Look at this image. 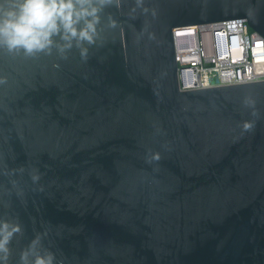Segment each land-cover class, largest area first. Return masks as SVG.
Listing matches in <instances>:
<instances>
[{
  "label": "water",
  "instance_id": "95a60500",
  "mask_svg": "<svg viewBox=\"0 0 264 264\" xmlns=\"http://www.w3.org/2000/svg\"><path fill=\"white\" fill-rule=\"evenodd\" d=\"M233 20L264 37V0H121L86 61L0 48L7 264L37 237L54 264H264V82L181 91L175 58Z\"/></svg>",
  "mask_w": 264,
  "mask_h": 264
},
{
  "label": "clouds",
  "instance_id": "9594fccd",
  "mask_svg": "<svg viewBox=\"0 0 264 264\" xmlns=\"http://www.w3.org/2000/svg\"><path fill=\"white\" fill-rule=\"evenodd\" d=\"M121 0H0V48L22 52L26 56L38 53L51 55L55 48L62 58L74 47L83 60L88 58L87 46L98 37L101 13L108 7H120ZM137 6L142 0H136ZM115 27V21L109 18ZM58 38V40L56 39ZM58 66V65H57ZM6 79L0 78V84ZM252 104L254 102L249 101ZM252 124L245 123V131ZM152 159L159 160L154 155ZM21 232L19 224L0 221V264H7L9 245ZM40 238L34 239L20 253L19 264H54V255L41 252Z\"/></svg>",
  "mask_w": 264,
  "mask_h": 264
},
{
  "label": "built area",
  "instance_id": "2783aa9c",
  "mask_svg": "<svg viewBox=\"0 0 264 264\" xmlns=\"http://www.w3.org/2000/svg\"><path fill=\"white\" fill-rule=\"evenodd\" d=\"M181 91L264 82V37L244 20L173 31Z\"/></svg>",
  "mask_w": 264,
  "mask_h": 264
}]
</instances>
